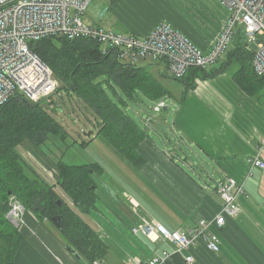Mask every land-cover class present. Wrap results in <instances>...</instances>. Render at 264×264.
<instances>
[{
    "label": "crops",
    "instance_id": "obj_1",
    "mask_svg": "<svg viewBox=\"0 0 264 264\" xmlns=\"http://www.w3.org/2000/svg\"><path fill=\"white\" fill-rule=\"evenodd\" d=\"M106 4L108 13L123 24L128 34L146 36L158 23L164 22L201 49L212 43L228 17L226 9L215 0H106ZM183 6L192 10L188 12ZM200 9L215 12L209 14L215 20L206 19L210 25L215 22L210 32L203 25L192 28L189 24L195 11L199 13ZM110 24L117 25L115 20ZM163 110L167 112V106ZM172 123L175 135L180 136L186 147L197 150L213 168L212 173L217 175L215 181L198 184L201 177L198 167L193 169L186 159H181L192 167L194 174L186 173L174 163L166 146L162 150L153 139H146L138 149L146 162L138 173L156 181L162 197L170 203L159 200V212L150 209L139 195L143 189L136 177L128 184L133 186L137 197L123 192L126 202L122 203L118 194L109 195V203L115 205L114 217L127 221L129 226H111L105 216L108 209L103 207L93 215L82 216L112 246L107 262L99 264H127L131 257L150 259L161 249L173 250L171 245L153 247L141 236L132 235L130 228L141 218L156 221L167 229L173 226L172 230L190 229L200 219H213L222 207L216 186L226 177L235 179L241 186L242 194L236 200L241 209L239 215L227 219L217 231L220 250L213 253L204 243H199L188 251L173 253L163 264H189L188 255L194 259L191 264H264V170L250 164L253 159L264 163V107L222 73L197 81L185 100L176 105ZM207 177L212 179L211 175ZM112 198H115L113 202ZM22 220L18 230L25 241L16 255L17 264H83L63 246L57 233L53 235L49 231L47 223H40L28 211ZM125 245L129 248L121 250Z\"/></svg>",
    "mask_w": 264,
    "mask_h": 264
},
{
    "label": "trees",
    "instance_id": "obj_2",
    "mask_svg": "<svg viewBox=\"0 0 264 264\" xmlns=\"http://www.w3.org/2000/svg\"><path fill=\"white\" fill-rule=\"evenodd\" d=\"M232 45V50L227 51L216 65L187 72L180 80L185 89L179 105L188 91L196 87L197 80L227 73L242 92L264 107V76L256 77L251 70L253 53L245 49V43H240L239 36ZM30 49L52 71L58 82L55 93L62 91L84 104L96 118L97 133L135 171L140 170L146 162L138 152L139 146L152 137L148 125L140 126L127 114L126 100L135 101L139 94L152 102L171 99L172 94L160 82L166 69L157 77L151 70L158 63L123 66L110 54H104L102 46L90 39L49 37L30 43ZM106 86L116 99L110 97ZM44 102L33 103L16 95L0 108V264H17L16 255L25 241L7 218L11 199L19 202L25 212L32 213L42 224H52L51 219L59 216L60 226L52 224L57 237L78 261L105 263L112 246L82 217L99 211L97 180L104 174L103 167L94 162L67 164L60 156L51 161L54 180L46 181L37 173L32 161L24 156V152L29 151L43 165L47 164L44 157L46 152L52 153L48 145L50 137L64 142L67 136ZM171 158L174 159L173 155ZM127 247L120 248L126 250Z\"/></svg>",
    "mask_w": 264,
    "mask_h": 264
},
{
    "label": "built area",
    "instance_id": "obj_3",
    "mask_svg": "<svg viewBox=\"0 0 264 264\" xmlns=\"http://www.w3.org/2000/svg\"><path fill=\"white\" fill-rule=\"evenodd\" d=\"M93 1L96 0H0V108L16 95L38 103L55 93L58 82L52 71L30 49V43L49 37L90 39L123 66L162 63L171 77L181 80L191 69L205 70L216 65L232 44L236 27L242 25L245 49L253 53L251 70L256 77L264 76V0H215L229 14L224 27L206 49L164 22L146 36L106 31L87 24L83 18ZM164 108L161 102L155 110ZM250 164L264 170V163L258 159ZM216 194L222 202L219 214L211 220H198L190 229L169 230L156 221L141 218L131 227V234L157 247L171 245L173 250L161 249L160 255L154 254L150 259L131 257L127 264H163L173 253L188 251L199 243L217 253L220 250L217 231L227 219L239 215L241 208L236 200L242 189L235 179L226 177L217 184ZM24 213L21 204L11 199L7 218L13 226H20ZM193 261L191 255L186 257L187 263Z\"/></svg>",
    "mask_w": 264,
    "mask_h": 264
},
{
    "label": "rangeland",
    "instance_id": "obj_4",
    "mask_svg": "<svg viewBox=\"0 0 264 264\" xmlns=\"http://www.w3.org/2000/svg\"><path fill=\"white\" fill-rule=\"evenodd\" d=\"M192 1L196 2V0ZM183 8L186 9L184 6ZM186 10L190 12L192 9L188 6V9ZM195 12V15L191 18L192 21L189 22L190 26L192 28L195 26L199 28L203 25L205 30L210 32V29L214 26L215 22L210 25L206 23V19L207 21L215 20L212 17V19L209 18V14H215V12H213L212 9L208 12H204L202 9H200L199 13L197 10ZM227 14H229L228 11ZM111 20H115L117 25L110 24ZM83 21L87 24L91 23L97 26L99 25L100 28L106 31L112 30L118 33H126V31H124L125 29L122 28L123 24L108 13L106 0H96L91 2L85 12ZM235 31V37H240V43H246L244 27L238 25ZM259 40L261 39L258 38V41ZM252 47L255 48L256 44L253 43ZM232 48L233 45L230 44L225 53L232 50ZM149 63L152 62H146L144 64L147 65ZM164 70L165 65L158 63L152 67L151 71L158 77V74ZM225 74L228 75L227 73ZM160 82L172 94L171 99L164 98L157 102H152L139 94L135 98V101L126 100L125 110L127 114L140 126L143 127L145 124L148 125L149 135L154 140L155 145L162 150L164 149V146H166V148L170 150V155H173L174 157V163H177L186 173L194 174L190 170L192 167H189L188 165H193V169L194 167H198V172L201 176L198 184L203 185L204 183H208V181L213 184L217 177L216 173H212L214 172L213 168L207 164V161L203 159V156L197 150H191L186 147L185 143L180 139V136L175 135L173 128L172 120L176 113V105L179 104L185 85L180 80L171 77L167 72H165L164 76L160 78ZM106 89L110 97L116 99L114 93L107 86ZM44 101L47 110L52 114L56 122L64 129L67 135L64 142H60L55 136L50 137L48 145H50L52 153L46 152L44 160L47 164L43 165L34 154L24 150V156L32 161L37 173H39L46 181L54 180L55 172L52 169L53 166L51 161H56L60 156H62V161L67 164L81 165L93 162L99 163L104 169V174L103 176L98 177L100 179L97 180L99 185L97 192L100 196L98 207H103V210H105V208L108 209V214H105V216L109 220V224L114 228L119 225L123 227L122 225L125 226L128 222L125 220L122 221L118 216L114 217L113 212H116L114 211L115 205L109 203V195L111 192L118 194V198L122 203L126 202V197L123 192H128L130 196L137 197V192L134 190L133 186L128 184V181H133L136 177L138 181H141L142 183L143 193H140L139 195L145 202L144 204H147L150 209L159 212L157 204L159 200L165 201L167 204L170 203L168 199L166 200L162 197L164 195L159 191L156 181L139 174V170L135 171L121 154L116 151L104 137L97 133L95 127L96 118L84 104L80 103L75 97L68 96L62 91L52 94ZM161 102L167 106V112L165 110H155L156 106ZM53 108L56 110L52 111ZM53 145L57 146L55 147ZM177 154L179 157L176 156ZM181 159H186L188 165L183 163ZM207 175H211L212 179L207 177ZM114 183H119L122 188ZM61 196L65 198L62 193ZM114 200L115 198H112L111 202ZM161 210L165 211L164 208ZM126 226L129 225L127 224ZM47 227L53 235L56 233V229L49 222L47 223ZM173 228V226L168 227L169 230H172ZM124 232L127 233L126 229ZM139 238L141 239V237ZM155 255H160V252H156ZM79 262L82 263L81 260Z\"/></svg>",
    "mask_w": 264,
    "mask_h": 264
},
{
    "label": "water",
    "instance_id": "obj_5",
    "mask_svg": "<svg viewBox=\"0 0 264 264\" xmlns=\"http://www.w3.org/2000/svg\"><path fill=\"white\" fill-rule=\"evenodd\" d=\"M58 205H60V203H58ZM52 224L55 227H59L60 226V217L59 216H55L51 219Z\"/></svg>",
    "mask_w": 264,
    "mask_h": 264
}]
</instances>
